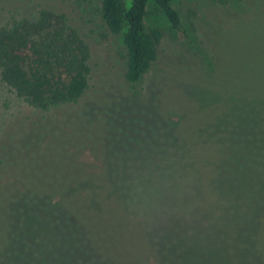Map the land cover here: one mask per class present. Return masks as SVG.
Masks as SVG:
<instances>
[{
	"label": "trees",
	"instance_id": "16d2710c",
	"mask_svg": "<svg viewBox=\"0 0 264 264\" xmlns=\"http://www.w3.org/2000/svg\"><path fill=\"white\" fill-rule=\"evenodd\" d=\"M193 1L199 0H99L92 8L110 33L122 36L128 84L158 57L162 29L145 26L153 6L206 60V77L193 83L223 100L199 107L159 85L153 96L135 90L58 112L36 151L0 175V264H180L184 255L223 244L231 264H264V0H207L234 14L220 56L211 58L181 11ZM90 55L63 11L40 7L0 26V78L42 111L82 103ZM150 135L148 152L159 155L164 141L173 146L170 161L183 167L176 173L184 181L192 174L182 156L190 144L203 166L228 163L227 173L219 166L216 174L218 204L190 206L186 216L205 223L199 236L180 225L151 236L120 200L125 173L142 162L137 158L145 155H135L150 145ZM24 206L41 230L25 225Z\"/></svg>",
	"mask_w": 264,
	"mask_h": 264
},
{
	"label": "rangeland",
	"instance_id": "374dc122",
	"mask_svg": "<svg viewBox=\"0 0 264 264\" xmlns=\"http://www.w3.org/2000/svg\"><path fill=\"white\" fill-rule=\"evenodd\" d=\"M99 0H0V26L8 24L13 18L27 15L34 16L40 7H50L67 14L69 22L84 38L90 48L89 88L80 105H69L55 111H42L27 105L0 78V175H5L21 157L36 151L42 143L46 129L56 120V114L72 110L77 112L95 97L130 96L135 90L155 95L158 86H166L184 94L199 107L215 104L223 97L216 91L193 83L206 75L203 70L207 64L202 54L195 53L180 36L178 30L171 28L163 15L153 6L149 7L145 26H159L162 38L158 45V57L151 69L134 85L125 81L124 45L121 34L110 33L101 17L92 7ZM246 4V3H245ZM247 5V4H246ZM248 6V5H247ZM181 11L193 22V36L209 58L220 56V47L226 42L225 35L234 14L228 8L215 1H193L182 5ZM232 27V25H231ZM219 49V50H218ZM93 104V103H92ZM66 111V112H67ZM167 140L168 137L162 135ZM190 136L185 139L188 140ZM150 145L143 147L135 156H142V162L129 173L127 180L120 185V200L126 210L137 216L139 224L145 225L147 233L161 229L175 231L178 225L183 232L199 236L205 223L186 219L190 206L200 204H218L215 190H219L221 179L217 171L227 173L228 163L224 165L214 159L211 167L203 166L201 153L192 146L182 152L183 163L192 170L184 180L176 173L182 166H176L170 160L175 158L173 146L164 141L160 150L148 152L153 144V137H147ZM179 142V141H178ZM150 151H154L152 148ZM223 157L225 149L220 150ZM201 156V155H200ZM262 170V169H261ZM183 217V218H182ZM181 222V223H180ZM24 223L29 228L41 230L43 223L37 220L24 206ZM142 234V233H141ZM192 234V235H193ZM227 245L215 249L189 253L182 257L180 264H231Z\"/></svg>",
	"mask_w": 264,
	"mask_h": 264
}]
</instances>
